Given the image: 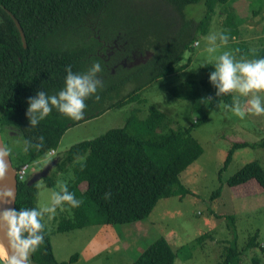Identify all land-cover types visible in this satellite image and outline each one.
Returning <instances> with one entry per match:
<instances>
[{"label":"trees","instance_id":"obj_1","mask_svg":"<svg viewBox=\"0 0 264 264\" xmlns=\"http://www.w3.org/2000/svg\"><path fill=\"white\" fill-rule=\"evenodd\" d=\"M228 5L229 0H0V132L2 139L3 133L11 132L10 137L19 136L22 140L21 159L18 164L12 163L16 171L21 165L28 166L27 162L53 153L64 131L78 122L55 108L36 127H30L26 117L28 98L38 91L57 94L64 87L68 66L74 73L87 72L95 62L102 66L98 78L103 87L85 100L83 119L92 118L110 107L136 101L151 82L183 70L191 58L179 63L184 52H191L197 38L207 33L217 7L222 16L219 33L229 36L227 46L231 47L230 43L240 37V29L236 13ZM194 6H200L195 15ZM8 12L19 21L25 45ZM92 24L97 33L91 31ZM96 35L103 41L117 36L130 40L133 36L138 48H147L153 55L143 65L117 72L126 81L117 80V73L111 75L103 58L96 54L100 46ZM231 49L236 50L237 59L264 58V45L257 47L255 54L242 43ZM214 64H201L206 77L199 81L185 79L169 87L170 93L178 99L199 97V85L213 86L209 74ZM131 82L135 87L124 92L123 86ZM215 93L210 92L208 97L213 98H206L201 116L189 125L172 127L166 114L150 104L145 117H139V108H134L122 126L73 143L56 157L54 173L50 176L49 170L42 177L45 185L53 186L55 174L70 168L69 191L82 203L78 208L65 206L69 213L60 216L55 231L133 222L147 217L160 198L189 193L179 174L199 155L191 131L205 121L218 101L232 104V94L216 97ZM40 136L44 137L43 148L24 152V141L36 143ZM255 146L263 147L264 137L257 143L232 142L220 171L228 165L235 149ZM24 176L21 179L17 175L14 207L36 208V184L28 185ZM249 180H255L264 191V170L256 161L243 164L228 176L226 184L233 187ZM106 192L111 193L109 199L104 198ZM225 216L233 229L234 216ZM43 234L44 243L31 256V264H68L77 259L78 254L74 253L67 261H57L46 226ZM226 244L219 254V264H238L241 251L237 250L236 235ZM257 246L262 248L256 230L243 250ZM175 259V250L160 236L143 248L132 264H175ZM251 260L253 264L259 262L257 258Z\"/></svg>","mask_w":264,"mask_h":264},{"label":"rangeland","instance_id":"obj_2","mask_svg":"<svg viewBox=\"0 0 264 264\" xmlns=\"http://www.w3.org/2000/svg\"><path fill=\"white\" fill-rule=\"evenodd\" d=\"M262 1L229 0V8L236 13L240 37L230 43L233 44L231 47L221 46L216 53L209 54L206 51L207 37L219 33L221 29L222 16L217 7L207 33L197 38L199 46H194L191 52H184L179 63L186 62L188 56L191 58L183 70L151 82L140 91L136 101L110 107L96 114L97 116L82 119L68 127L53 153L49 152L40 159L27 162L24 178L39 171L53 158L63 155L73 143L99 136L109 128L122 126L134 108H139L138 115L143 118L147 115L148 106L153 104L166 114L172 127L194 122L201 116L206 98L211 91L216 92V89L211 85H199V97L178 99L170 93L169 87L185 79L199 81L206 77L199 66L205 62H215L216 56L223 51H231L237 58L236 50L231 49L234 45L242 43L252 49L264 45V0ZM200 4L201 2L197 5ZM199 11L200 6L192 9L193 15ZM120 76L117 73L115 79L125 82ZM133 87L135 83H126L123 86L124 92ZM235 95L237 94H232V102ZM261 96L264 97V93ZM246 99L241 98L242 102ZM222 104L226 103L218 101L205 121L191 131V138L197 144L199 155L179 174L181 182L190 190L189 193L160 198L147 217L133 222L87 225L63 232L55 231L54 228L60 216L69 211L58 208L54 218L48 220L45 217L43 221L50 232L55 259L67 261L70 255L77 253V259L68 264H132L143 248L155 238L163 236L176 252L175 264H219L221 250L235 234L237 250L241 251L238 264H253L252 258H257L258 264H264V191L255 180L233 187L226 184L228 176L246 162L256 161L264 170V146L235 149L228 165L220 171L232 142L257 143L264 137V115L249 113L244 119H240L223 108ZM245 110L247 112L246 104ZM10 134L11 132L3 133V142L6 139L12 163L18 164L22 140L19 136L10 137ZM54 171L55 168L52 167L49 175ZM58 178L68 181L71 178L70 168L55 174L53 186L45 185L42 178L33 182L37 187L36 207L47 203L51 190L56 188ZM217 189L220 190L216 194ZM226 214L234 216L233 229ZM256 230L262 248L257 246L243 250L245 242ZM200 235L201 238L198 239Z\"/></svg>","mask_w":264,"mask_h":264},{"label":"clouds","instance_id":"obj_3","mask_svg":"<svg viewBox=\"0 0 264 264\" xmlns=\"http://www.w3.org/2000/svg\"><path fill=\"white\" fill-rule=\"evenodd\" d=\"M226 33H213L207 37L206 51L216 53L218 48L228 44ZM199 46V41L194 42ZM255 54V49L251 50ZM214 70L209 74V81L216 89L215 96L237 94L233 96L231 105L221 106L231 111L236 117L244 119L246 114L264 115V58L237 59L231 51H223L216 56ZM64 87L55 95L38 91L34 97L27 100L26 117L30 127H36L55 108L60 114L72 119L82 120L87 108L85 100L97 93L103 87L98 73L103 71L99 62H95L85 73H74L72 67L66 69ZM99 96L96 99L99 100ZM208 97L207 99H212ZM241 98H247L242 102ZM247 105V112L245 110ZM38 142L24 141V152L30 149L39 151L44 146V137L37 138ZM10 150L0 142V249L6 251L4 264H31V256L44 243V218H54L57 209L78 208L82 201L69 191L68 182L57 179L56 188L51 190L47 203L36 208L10 207L15 200V192L4 181L10 167ZM111 197L106 192L105 199Z\"/></svg>","mask_w":264,"mask_h":264},{"label":"flooded vegetation","instance_id":"obj_4","mask_svg":"<svg viewBox=\"0 0 264 264\" xmlns=\"http://www.w3.org/2000/svg\"><path fill=\"white\" fill-rule=\"evenodd\" d=\"M95 27V24L90 26L93 33H97L98 31ZM96 38L100 40V46L96 47V54L103 58L106 68L111 75H115L117 72L123 70L130 71L141 64H145L151 58L150 56L145 61H142L143 57L150 50L138 48L135 45L137 44V40L135 41L133 36L130 40H124L119 36L111 38L108 41L99 39L98 35H96ZM129 43L134 44V46Z\"/></svg>","mask_w":264,"mask_h":264},{"label":"water","instance_id":"obj_5","mask_svg":"<svg viewBox=\"0 0 264 264\" xmlns=\"http://www.w3.org/2000/svg\"><path fill=\"white\" fill-rule=\"evenodd\" d=\"M10 17L13 19L14 24L19 32L21 41L23 43V45H25V38H24V33L23 30L19 24V21L14 17V15L10 12H8ZM153 53L152 51H148L146 56L143 57L142 61H145L148 57L152 56ZM0 142H3L2 136H1V132H0ZM4 144V142H3ZM9 161H10V167H9V172L7 175L6 180L4 181V183L12 188L15 192V199H16V193H17V177H16V168L13 166L12 161L10 159L9 156ZM57 162V158H53L52 160H50L47 164H45L39 171L34 172L30 177L27 178L26 183L28 185L32 184L33 182H36L37 180L41 179L42 177L46 176L48 174V171L51 169V167ZM15 205V200L14 202L10 205V207H14ZM6 256V251L4 250V256H0L1 261L4 264V258Z\"/></svg>","mask_w":264,"mask_h":264},{"label":"built area","instance_id":"obj_6","mask_svg":"<svg viewBox=\"0 0 264 264\" xmlns=\"http://www.w3.org/2000/svg\"><path fill=\"white\" fill-rule=\"evenodd\" d=\"M27 167H28L27 164L21 165V167L16 171L18 177H23L24 176L25 170H26Z\"/></svg>","mask_w":264,"mask_h":264},{"label":"bare ground","instance_id":"obj_7","mask_svg":"<svg viewBox=\"0 0 264 264\" xmlns=\"http://www.w3.org/2000/svg\"><path fill=\"white\" fill-rule=\"evenodd\" d=\"M16 177H17V172H16ZM21 179H23V177H20ZM0 256H4V250L0 249Z\"/></svg>","mask_w":264,"mask_h":264}]
</instances>
